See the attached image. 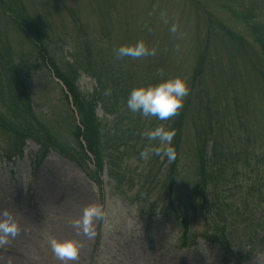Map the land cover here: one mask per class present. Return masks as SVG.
Wrapping results in <instances>:
<instances>
[{
	"label": "rangeland",
	"instance_id": "1",
	"mask_svg": "<svg viewBox=\"0 0 264 264\" xmlns=\"http://www.w3.org/2000/svg\"><path fill=\"white\" fill-rule=\"evenodd\" d=\"M21 1L44 32L51 54L58 53L66 44L64 58L67 57L68 62L79 58V37L87 30L97 39L96 48L101 60H105L109 53L116 57L114 49L122 45L143 41L148 48L156 49V55L140 59L120 58L123 65L129 61L143 71L148 58V65L153 67L149 66L151 75L156 73L155 81L178 76L186 77L188 81L199 51L208 43L209 63L204 81L209 106L217 111L219 121L223 116V123L232 122L235 131L246 138L251 136L253 141L250 144L246 140L242 143L252 144L260 157L257 163L253 162L255 170H262L264 136L261 140L260 135L264 132V117H261L264 116V84L255 69L264 72V59L248 28L229 12V8L249 0ZM260 10L264 19V4ZM211 22H214L213 26ZM219 24L243 40L242 45L225 37L218 29ZM173 25L177 28L175 33L171 31ZM102 35L113 43H102ZM31 43L0 11V53L6 55L10 51L14 55L36 113L49 118L55 112L72 116L70 107L63 100L62 85L54 80L52 73L48 74L46 68L37 64ZM215 74L218 76L216 81ZM228 79L232 83H228ZM78 87L82 92L90 93L96 84L92 79L82 77ZM240 89L243 93L236 102L240 107L236 113V106L231 105L233 96L224 99V93H235ZM246 89L257 95L245 97ZM220 105L225 109L223 114L218 110L222 109ZM260 110L261 116L255 114ZM98 117H105L101 109ZM143 121L148 123L149 119L145 117ZM194 137L195 130L188 124L183 131L181 152L196 166ZM12 140L0 129V159ZM240 143L238 140L237 145ZM39 149L28 141L23 159L16 161L14 166L0 163V214L7 212L21 226L17 236H9L5 243H0V264H11V260L20 264H264V244L258 251L250 253L245 238L241 241L245 248L239 261L234 258L238 255L234 246L230 248V259L226 263L222 262L224 256L218 248L207 247L203 243L194 251L183 249L179 242L181 230L172 223L162 222V213H170V191L162 187L161 179L156 183L154 180L149 186L146 180L139 178L142 168L139 169L138 157L125 162L130 172L137 171V176H129L130 180L117 188L106 173L101 177V184L94 185L80 168L58 152H52L37 166L35 156ZM244 173L240 172L241 177L237 181L238 187L247 191L249 182L245 177L249 174ZM228 199L231 203L229 196ZM183 200L176 195L174 206L188 216ZM147 204L149 208H145ZM87 207H94L97 215L91 219L85 235L80 222ZM258 217L259 212H256L253 219ZM244 223L243 220L241 229H244ZM206 231V221L198 214L195 233ZM53 239L81 241L83 247L78 259L69 262L57 260L51 251Z\"/></svg>",
	"mask_w": 264,
	"mask_h": 264
},
{
	"label": "trees",
	"instance_id": "2",
	"mask_svg": "<svg viewBox=\"0 0 264 264\" xmlns=\"http://www.w3.org/2000/svg\"><path fill=\"white\" fill-rule=\"evenodd\" d=\"M244 3L229 8V12L248 28L253 43L259 47L264 59V19L259 13L264 0ZM0 11L25 39L32 42L37 64L61 81L66 89L63 100L70 107L71 98V107L74 108V112L70 109L72 116L56 112L52 118L39 116L34 110L27 83L20 76L21 67L15 62L14 55L10 51L6 55L0 53V129L13 138L5 151V158L0 162L11 163L21 159L26 142L31 140L40 146L36 155L38 162L55 150L75 162L97 185L100 176L106 172L118 188L130 180L129 176H137V171L130 172L125 162L138 157L139 169L142 168L139 178L146 180L149 186L153 185L154 180L156 183L161 179L162 187L170 191V213L164 212L162 219L171 218L181 229L179 242L182 247L198 249L201 236L205 242L213 241L224 249L235 246L238 260L243 257V238L247 239L251 253L259 250L264 243V167L256 172L253 162L257 163L260 157L252 144L248 146L242 143L246 140L250 144L253 141L251 136L246 135V138L235 131L232 122L223 123V116L219 121L217 111L209 106L204 81L209 63L208 43L199 51L196 65L187 81L190 91L183 107L166 121L147 117L149 121L146 124L143 121L145 117L130 112L126 102L134 88L161 82L154 80L156 73L151 75L149 66H152L148 65V58L143 64V71L129 61L123 65L120 58L110 53L105 60H101L96 48L97 39L84 29L85 34L79 37V58L72 57L73 60L68 62L67 57L64 58L66 44L58 53L51 54L44 32L30 17L21 0H0ZM210 25L213 26L214 22ZM218 29L225 37L235 39L237 44L242 45L243 40L237 35L220 24ZM102 37V43L111 45L112 41ZM255 71L264 84V72ZM82 77L95 81L96 87L90 93L82 92L78 87ZM214 79H218L216 74ZM228 83H232L230 79ZM242 93L241 89L235 93H224V99L233 96L231 105L236 106V113L240 108L236 102ZM249 95L255 96L257 93L246 89L245 97ZM99 109L103 111L104 118L98 117ZM218 110L222 114L225 112L224 107ZM255 114L261 116V110ZM188 124L195 130L196 166L181 152L183 131ZM161 125L175 132L171 143L175 159L162 158L151 151L147 158H142L140 153L145 149L160 147L159 141H150L145 134ZM260 136L263 140L264 132ZM238 140L241 143L237 145ZM90 165L94 170L90 169ZM240 172L249 174L245 177L249 182L247 191L238 187ZM176 195L184 198L188 216L182 217L179 209L175 208ZM145 208H149L148 204ZM256 212H259L257 220L253 219ZM198 214L203 216L208 228L200 236L195 233ZM243 220L246 223L241 229Z\"/></svg>",
	"mask_w": 264,
	"mask_h": 264
},
{
	"label": "clouds",
	"instance_id": "3",
	"mask_svg": "<svg viewBox=\"0 0 264 264\" xmlns=\"http://www.w3.org/2000/svg\"><path fill=\"white\" fill-rule=\"evenodd\" d=\"M171 31L173 33L177 31L175 25H173ZM114 53L117 58L140 59L156 55V49H150L143 41H137L134 45H122L114 49ZM189 91L187 78L178 76L155 85L134 88L127 98L126 106L130 112L139 113L142 117H155L159 121H166L183 107ZM145 135L150 141H159L160 147L145 149L140 153L142 158H147L151 151L162 158L166 156L169 160L175 159L174 148L171 146L175 135L173 130L166 129L161 125L148 131ZM0 215L3 217L0 220V243H5V238L15 237L19 234L21 226L7 212ZM96 215L94 207L84 209L80 223L84 227L85 235L91 219ZM77 227H80V225H77ZM82 247L83 243L74 239H53L51 241V251L55 258L61 262L77 260Z\"/></svg>",
	"mask_w": 264,
	"mask_h": 264
},
{
	"label": "bare ground",
	"instance_id": "4",
	"mask_svg": "<svg viewBox=\"0 0 264 264\" xmlns=\"http://www.w3.org/2000/svg\"><path fill=\"white\" fill-rule=\"evenodd\" d=\"M11 264H20V262L16 263V261L11 260Z\"/></svg>",
	"mask_w": 264,
	"mask_h": 264
}]
</instances>
